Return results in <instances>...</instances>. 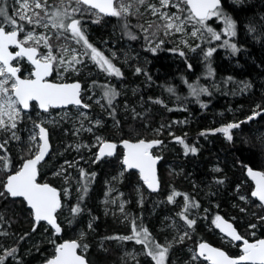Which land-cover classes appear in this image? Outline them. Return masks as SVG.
Segmentation results:
<instances>
[{
	"label": "rangeland",
	"instance_id": "1",
	"mask_svg": "<svg viewBox=\"0 0 264 264\" xmlns=\"http://www.w3.org/2000/svg\"><path fill=\"white\" fill-rule=\"evenodd\" d=\"M221 1L224 5H221L220 10L228 16L225 10L232 11L234 5L241 4L244 0ZM40 2L46 5L45 9L35 8L32 0H28L29 9H25L23 12L28 16H33V18H35L34 13L39 12L41 24L30 25L26 21H19L18 17L17 21L25 25V32L34 31L37 36L47 37L49 44L52 46L53 54L57 56V60L53 63L52 78L54 80L72 81L80 79L82 81L84 79L82 81L84 84L82 99L87 108L81 106L70 107L55 111L49 110L45 113H40L37 108H32L28 113L21 111L16 129L8 131L0 129V143L4 144V147L0 148V156L7 157L6 147L10 142L15 141H19L22 147L30 152L29 156H34L40 144L38 124L44 125L48 129L49 135H51L50 130L56 131L62 128L61 130L64 133H69L74 138L75 143L83 141L82 146H85L84 155L79 157L74 154L70 159H63L51 173V176L55 177L57 182L65 187L64 199L68 200L67 191L70 188L68 184L72 183L77 191L80 189V180L85 177L84 165L88 162L87 158L92 157V163L95 162L99 144L110 140L106 138L107 133L105 131L109 132L111 125L110 121L108 122L105 119L109 118L108 116L119 118L121 119L120 126L123 130H127L126 134H132L124 139L160 141L150 151L153 155L161 158L157 166L160 188L152 193L147 189L144 182L140 180L137 171L124 168L121 148L120 154L115 156L117 157L115 173L110 175L105 183L100 204L105 214H108L110 218H118L119 223L123 225L124 233L122 237L133 234V223H135L138 231L141 228H146L152 238L150 243L155 242L162 246H168L165 264H208L199 258L196 252L197 245L201 241H207L218 246L231 256L242 254L240 249V246L243 245L242 242L235 243L214 229L213 224L217 215L228 219L237 233L244 239L255 241L263 238L264 220L261 217H264V209L251 196L253 183L247 178L245 170L251 167L258 172H264V76L260 79L259 85L252 83L248 86L247 82L234 80L227 86L215 85L211 79H206L204 82V86L208 91L205 92L203 100L207 106H202L200 107L201 110H199V136H202L209 145H212L213 140L216 138L229 146L234 144L246 147L257 156L253 164L236 162L238 166L241 165L238 169L243 176L232 187L231 203L227 202V205H214L213 207L208 204L210 203L209 191L204 190L206 186L210 185L209 182L212 181L209 179L210 181L206 180L205 183L202 182L203 184L199 185V181L193 177V172L184 162L187 156L189 157V154L197 158L199 152H201V147L193 143L191 148L194 147L196 152L191 153L190 150L186 152L185 146L188 147V144L184 142L182 137L184 134L197 130V126L192 124L183 128L182 124L178 126L174 122L173 119L177 120V117H175L177 116L176 113H180L183 110L181 107L176 106L175 100L168 98L164 102V105L169 107V111H165V114L161 115V107L152 111V107L148 105L149 103L147 104V102L138 97L134 87H132L133 85H128L131 80L139 81L136 77L142 66L147 62V58L143 53L146 50L155 52L156 50L153 51V49L164 46L168 52L161 54L160 57L164 58L166 62H171L177 66L178 64L180 65L182 59H187V56L196 53L195 48L198 45L204 43V48H206L205 51L207 52L211 47L215 49L219 46L223 47V40H228V37L229 40L231 39L230 43L234 44L233 38H230L229 35L221 37L222 39L217 43L216 40L209 39L206 33L207 29L194 20L186 21L183 25V30L179 32L175 28L166 29L165 24L167 21L163 19L162 13L166 12L186 17L188 16L187 5L183 3V0H170L169 6L165 8L161 6L160 0H145L142 5L134 4L129 14L120 17L115 16L116 19L123 20L128 17L138 22L133 27V33H135V29L138 30L139 28H141L142 32L140 31L139 35L136 32L138 42L134 45L126 41V38H120L114 25L103 14L88 6L80 5L81 8L86 10L83 15L75 13L74 16L81 21V28L85 36L87 33V22L89 24L100 21L101 38L98 41L96 40L98 43L93 45V47L102 53L104 57L108 58L115 67L120 69L121 75L115 76L101 69L98 63L92 59L91 50L87 49L82 41L77 42V39L72 36L70 31L54 28L49 23L48 16L51 15L55 8L67 6L69 0H63V5L61 0H40ZM178 2L180 9L185 11L180 12L175 7ZM248 2L250 1L248 0ZM149 5H153L158 9L156 14H153V9ZM0 6H7L9 16H14L15 10L20 8V3L18 0H8L5 5ZM76 6L73 2L69 10ZM137 8L138 11L136 10ZM45 11L47 15H45ZM241 23L238 33V38L240 37L238 44H245L244 51L232 54L220 48V50H216L212 54L214 64L216 60L218 66L223 63L228 65L230 70H233V72H224L225 74H237L235 73L236 71L246 68V66L243 67L247 57L245 53L249 51L250 46L253 47V45H257L262 40L255 28L252 31L253 28L249 23L246 24L242 21ZM45 24L48 26L44 27L43 25ZM125 24L126 27L129 26L126 22ZM206 24L208 27L215 29L222 27L224 32L225 26L221 18L211 17L206 21ZM6 29L8 31L12 30L11 26H6ZM197 29L200 31L193 36L192 32ZM23 38L24 33H21L19 39ZM31 44L32 42H29L26 46ZM249 44L251 45L248 46ZM38 50L41 54L47 53L43 42L40 43ZM181 52L183 55L180 54ZM60 57L64 58L65 63L61 64L59 62ZM73 57H76L80 63L74 64L73 67H68L67 61H71ZM196 57L200 58L199 54ZM205 58L203 57L199 60H206ZM14 64L20 68L23 66L28 68L25 75H29V69L32 67L24 58L15 60ZM129 65L131 66L130 69L128 68ZM66 68L68 69L67 71H65ZM138 68L140 69L139 72L136 71ZM91 76H94L92 81H90ZM108 88L114 89L116 92V95L111 99V103H109V98L104 95L105 90ZM207 92L209 93L206 94ZM212 96L214 99L219 100L217 104H210L212 103ZM209 104L211 106H208ZM245 105L246 107H244ZM95 110L99 111L103 118L101 115L96 114ZM212 110L215 113L214 117L203 113L204 111L209 112ZM254 112H260L261 114L255 116L252 120H248L247 118L252 116ZM230 123L239 125L230 130L231 140L223 132L216 131ZM105 124H109V127L104 128ZM137 125L139 129L136 131ZM13 131L19 139L12 137ZM34 136L36 137L35 140L32 139ZM86 136H89L87 140L85 139ZM177 138L180 139L178 140ZM116 139L117 137L114 140L118 142ZM94 148L95 150H93ZM21 154L22 152L18 158L21 157ZM23 159L25 158L21 160ZM80 160L82 164L78 163ZM15 166V171H17L20 165L16 164ZM207 169L210 170L213 179L217 176L222 177V175L227 173V169H224L218 163L210 164ZM5 170L0 168V192H4L7 195L3 185L9 174ZM76 176L79 177L77 178ZM173 193H177V195L172 201H169L168 198ZM241 197H244V199H241ZM1 198L2 196H0ZM19 200L22 201L24 206L21 207L25 209L21 224L25 226L33 225L34 221L31 211L26 207L23 200ZM191 200L196 201V203ZM186 204L188 207L185 211ZM193 204L198 206L192 207L191 205ZM191 208H194V211ZM62 211L58 213V221L62 230L67 234H73V237L70 238L71 236L67 234L65 237L58 236L60 241L63 239H75L78 241L82 238L80 231L71 229L73 227L67 219V209ZM182 213L187 216V219L195 220V224L189 227L184 216L181 215ZM250 225H255V228L250 227ZM50 230L54 234L53 229L50 228ZM199 232L204 233V235ZM47 243L50 244L47 249L51 256L57 244L53 245L51 240H48ZM115 244L117 245L116 258L120 263L155 264V261L146 254L145 245L137 243L135 240L122 239H117ZM8 246L3 247L0 254L9 250L8 248L11 246ZM79 251L88 261L97 264L98 258L93 252H87V249L82 246L79 247Z\"/></svg>",
	"mask_w": 264,
	"mask_h": 264
},
{
	"label": "trees",
	"instance_id": "2",
	"mask_svg": "<svg viewBox=\"0 0 264 264\" xmlns=\"http://www.w3.org/2000/svg\"><path fill=\"white\" fill-rule=\"evenodd\" d=\"M7 1L8 0H5V3ZM249 1L250 2L244 0L241 4L234 5L233 10L230 12L225 10V13L231 17L236 25L235 35L230 36V38H233L232 41L239 49L238 51L243 52L245 46L244 43L238 44V40L240 39V37L238 38V33L242 25L241 21L246 24L249 23L253 29H256V32L262 38L257 45H253V47L250 46L251 44L248 45L250 48L249 51L245 53L247 54L245 58L246 62L244 61V65L242 64L243 67L246 66V68L244 67L245 69L241 68L236 71L235 73L237 74H225L224 72H233V70H230V67L223 63L218 66L216 60L214 64L213 55L205 58L206 48H204V43L195 48L196 53L187 56V59H182L180 65L178 64L176 66L171 62H166L164 58L160 57L161 54H166L165 52H168L164 46H160L161 48L155 49V52H151V50L150 52L148 50L143 52L147 58V62L142 66L141 71L136 77L139 81L131 80L128 84L133 85L132 87H134V91L138 97L144 102H147V104L149 103L148 105L152 107V111H154V109L158 110L161 107V115H164L165 111H169V107H166L164 102L167 101L168 98L175 100L176 106L181 107L183 110L180 113H176L177 116L175 117H177V120L173 119L174 122L178 126L182 124L181 126H183V128L192 124L197 126V130L184 134L182 137L190 149L193 143L201 147V152H199L197 158L189 154V157L187 156L184 162H186L185 164L187 167L193 172V177L199 181V185L202 182L205 183L206 180L212 181L209 182V186L204 188V190L206 189L209 191L208 196L210 203L208 204L212 207L214 205H227V202L229 204L231 203L232 187L235 182L243 176L238 169L241 165L238 166L236 162L239 161L241 164H253L257 159L254 152H251L246 147L234 144L229 146L216 138L213 140L212 145H209L205 142L203 137L198 134L199 110H201L200 107L207 106L203 100L205 92L208 91L204 86L206 79H211L215 85L221 86H227L233 80L247 82L249 86L252 83L259 85L260 79L264 76V0ZM222 5L224 4L222 3ZM107 20L114 25L120 38H126V41L134 45L138 42L136 32L139 35L141 28L138 30L135 29V33H133V27H135V24L138 22L128 17L123 20L116 19L115 16L107 18ZM125 22L129 25L128 27H126ZM83 23L86 24L84 21ZM99 24L100 21L89 24L87 22L86 36L92 45L98 43L96 40L98 41V39L101 38L100 35L102 32ZM212 29L220 33L221 37L228 36L223 32L222 27L220 29ZM206 33L209 39H211V34L208 32ZM133 36L135 39L132 38ZM216 41L218 43L220 40ZM228 41L229 43L231 41L229 37ZM139 48L141 49V47ZM220 48L232 54L238 52H233L231 48L224 45L223 47L219 46L216 50H220ZM198 54L200 58L196 57ZM203 57L206 60L202 59L200 61L199 59ZM189 65L191 67H189ZM173 67L175 68L173 69ZM128 68L130 69L131 66L129 65ZM93 77L94 76L90 77V81H92ZM169 78L171 79L169 80ZM82 81H84V79H82ZM169 87L173 88L174 91L169 92L167 90ZM193 89H196L198 95L193 94ZM200 89H205L206 91H200ZM208 93L209 92L206 94ZM211 98L212 103L209 102L211 105L219 102V100L214 99L213 96ZM210 104L208 106H211ZM244 107H246V105ZM207 111L203 113H206L210 117L215 116L213 110ZM95 113L101 115L103 118V115L99 113V111L95 110ZM108 117L109 118L105 120L108 122L110 121L111 126L109 132L105 131L107 133L106 138L115 141L114 138L117 137L116 140L119 142L126 136L132 135H127V130H123L120 126L119 123L121 119L111 116ZM107 126L109 127V124H105L104 128H107ZM61 129L56 131L50 130L51 150L45 161L39 164L38 180L47 182L59 189L61 206L56 213L57 219L59 220L58 213L67 209V219L73 227L71 229L79 230L81 233L82 238L78 240L79 245L82 247L86 245L87 252H93L94 255H96L98 258L97 264H123L116 258L115 253L117 251V245L115 244V241H117L116 237L123 236V225L119 223L118 218H110L108 214H105L100 204L105 183L109 176L115 173L117 157L103 158L93 163L92 157L87 158L88 162L84 165L85 177L83 180H80V189L77 191L75 186L69 183L68 185H70V188L67 191L69 198L65 200V187L61 186L57 182V179L51 176V173L63 159H70L74 154L82 157L84 155L83 151L85 146H82L83 141L75 143L73 140L74 138L69 133H64ZM138 129L139 127L137 125L136 131ZM88 138L89 136L85 137L86 140ZM93 150H95V148ZM6 152L7 159L10 161L9 166L5 170L8 174L15 172L16 164L21 166L23 160L31 157L29 156L30 152L26 151L19 141L10 142L6 147ZM21 152V157L18 158ZM119 154L120 149L117 150L116 156ZM22 158L25 159L21 160ZM78 163L82 164V161L80 160ZM213 163L221 164L224 169H227V173L222 175V177L217 176L213 179L210 170L207 169L209 165ZM76 177L78 178L79 176ZM85 188L87 189L86 191H84ZM193 202L196 203V201ZM21 206H23L22 201L16 198H10L6 194L0 199V251L3 247L8 245L11 246H8L9 250L0 254V257H5L3 264L40 263L50 256L47 249V247L50 246V244L47 243L48 240H51L53 245H56L60 241V238L54 235L50 228L43 222L35 227L33 225H22L21 221L25 215V209ZM77 206H79L80 211L74 214L71 209ZM191 210L194 211V208H191ZM66 234L67 233L62 230L61 236L65 237ZM200 234L204 235V233ZM67 235H70V238L73 237V234ZM12 249L16 250L15 253L11 256L7 255ZM88 263L93 264L90 261H88Z\"/></svg>",
	"mask_w": 264,
	"mask_h": 264
},
{
	"label": "snow or ice",
	"instance_id": "3",
	"mask_svg": "<svg viewBox=\"0 0 264 264\" xmlns=\"http://www.w3.org/2000/svg\"><path fill=\"white\" fill-rule=\"evenodd\" d=\"M18 2L20 3V8L15 10L14 16H9L7 6H0V129L5 131L16 129L17 120L20 117L21 111L30 107V101H38L39 107L44 110H47L49 106L53 105H79L81 103L79 99L81 86L79 83L56 84L49 83L45 80V77L51 73L53 63L57 60V56L53 54L52 46L49 44L47 37L37 36L34 31L25 32V25L23 23H18L17 17L19 21H26L27 24L30 25L41 24L39 12L34 13L35 18L24 14L23 10L29 9L28 0H22V2L18 0ZM61 2L63 5V0H61ZM73 2L77 6L69 10ZM160 2L161 6L165 8L170 4V0H160ZM32 3L37 9L46 8V5L42 4L40 0H32ZM144 3L145 0H69L67 6L55 8L51 15L48 16V21L54 28L70 31L72 36L77 39V42L82 41L83 45L91 50L92 59L98 63L101 69L110 75L114 74L115 76H120V69L115 67L108 58L104 57L102 53L88 42L81 28V21L76 19L74 14L79 13L83 15L86 9L81 8L80 5H85L98 9L100 13L120 17L129 14L134 4L142 5ZM183 3L189 6L188 16L186 17L168 14L166 12L162 13L163 19L167 21L165 24L166 29L175 28V30L179 32L183 30V25L186 21L190 22L191 20H195L203 28L207 29V32L211 34V39L219 41L221 39V34L214 31L206 24V21L211 17H217L223 20L225 26L224 32L229 36L235 35V22L231 17L222 13L220 10V0H183ZM0 5H5V0H0ZM149 7L153 9V14H156L158 9L153 5H149ZM175 7L180 12L185 11L184 9H180L179 2ZM136 10L138 11V8ZM45 15H47L46 11ZM6 26H11L12 30L6 31ZM43 26L47 27L48 25L45 24ZM254 30L255 29H252V31ZM199 31V29L193 31L192 35H197ZM21 33H24V38L18 39ZM132 38L135 39L134 36ZM29 42H32V44L25 46L29 44ZM41 42H43L44 47L47 49L46 54L38 52V47ZM10 45H15L19 51L15 53L10 52L8 50ZM224 46L230 47L233 52L239 50L235 44L229 43L228 40H224ZM153 51H155V49H153ZM215 51V48H209L205 54L206 57L212 56ZM180 54L183 55L182 52ZM25 57L34 65V71L31 73L34 79H21L18 75L20 68L12 64V61ZM59 62L61 64L65 63L64 58L60 57ZM67 63L68 67H73L74 64L80 63V61L76 59V57H73L72 60L67 61ZM189 67L191 66L189 65ZM67 70L66 68L65 71ZM136 71L139 72L140 69L138 68ZM167 90L169 92L174 91L171 87ZM200 91L206 90L200 89ZM193 94L198 95L196 89H193ZM104 95L109 98V103H111V99L116 95V92L114 89L108 88L105 90ZM19 106H22V108ZM85 107H87V105H85ZM260 114V112H254L253 115L249 116L247 119L252 120L255 116ZM238 126V124L230 123L216 131L223 132L227 138L231 140L232 136L230 135V130ZM37 127L39 128V139L43 141V143L38 146V151L32 158L24 161L22 167L18 171L7 176V180L3 187L8 195L25 198L28 205L33 210L36 222L42 220L47 221L53 226L55 232L59 233L61 228L56 223L54 217V213L61 206L57 191L48 184H38L36 182V165L44 158L48 150L47 130L40 125H37ZM12 137L19 139L14 131L12 132ZM32 139L35 140L36 137L34 136ZM177 139L179 140L180 138ZM158 143H160V141L145 142L144 140H140L135 144L129 143L127 140L123 141L124 146L128 149V153L124 158V164L127 165L128 168H138L145 183H147L150 188L153 187L155 183L154 165L158 157L154 159L149 154L148 150L152 148L154 144ZM3 147L4 144L0 143V148ZM185 147L186 152L189 150L193 153L196 152L194 147L191 149L187 146ZM115 148L116 145L113 143H103L96 159L99 160L102 156L112 155ZM9 163L10 161H8L6 156H0V168L6 169ZM247 171L248 175L256 180V187L251 195L258 198L262 206H264V172L254 171L251 167H248ZM86 190L85 188L84 191ZM4 194V192H0V196ZM175 195H177V193H173L172 196H169V201H172ZM241 199H244V197H241ZM191 206L197 207L198 205L193 204ZM187 207L188 205L186 204L185 211ZM71 211L74 214L78 213L80 211L79 206L72 208ZM181 215L184 216L183 213ZM184 219L189 227L195 224V220L187 219V216H184ZM261 219L264 220V217H261ZM214 223L221 231L226 232L232 240L243 241L242 255L237 258H231L226 255L225 252L212 248L207 243H200L198 246L199 256H205L207 253L206 259L210 260L212 264H242V262H247V264H264V239L250 243L239 235L233 226L224 221L219 215L215 217ZM250 227L255 228V225H250ZM132 233L133 234L130 236L116 237V239L135 240L137 243L145 245L147 249L146 254L155 261V264H165L168 246H162L155 242L150 243L152 238L148 230L146 228H141L138 231L135 223H133ZM79 246L80 245L75 240L66 241L58 245L56 247L55 256L49 259L47 264H85L84 259L76 254V249ZM84 247L86 248L87 246L84 245ZM15 251V249H12L7 255L11 256ZM4 259L5 257H0V264H3Z\"/></svg>",
	"mask_w": 264,
	"mask_h": 264
},
{
	"label": "water",
	"instance_id": "4",
	"mask_svg": "<svg viewBox=\"0 0 264 264\" xmlns=\"http://www.w3.org/2000/svg\"><path fill=\"white\" fill-rule=\"evenodd\" d=\"M220 5H221V0H220ZM88 7H90V8H92L91 6H88ZM187 7L189 8V6L187 5ZM92 9H94V10H96L97 12H99V10L98 9H95V8H92ZM100 13V12H99ZM100 14H103L104 16H106V17H111V15H106V14H104V13H100ZM77 19V18H76ZM15 45H10L9 46V51L10 52H12L11 50H10V47H14ZM26 46V45H25ZM16 47V46H15ZM16 51H19V49L17 48V50ZM16 51H14L13 53H15ZM25 59L27 60V58L25 57ZM28 61V60H27ZM30 64H31V62L30 61H28ZM32 65V64H31ZM14 66V65H13ZM32 67H33V69H32V72L34 71V65H32ZM31 72V73H32ZM51 74H52V71H51V73L47 76V77H45V80L47 81V82H49V83H56V84H72V83H79L80 84V92H79V99H80V101H81V103L79 104V105H77V104H59V105H53V106H49V107H51V108H55V109H59V108H68V107H70V106H72V107H79V106H81V107H83V108H87V107H85V103L83 102V100H82V90H83V87H82V82L80 81V80H78V79H75V80H72V81H61V82H59V81H52V80H50V79H47L48 77H50L51 76ZM18 75L20 76V78L21 79H24L25 77H22L19 73H18ZM29 78H33L34 79V77H29ZM31 103H35L36 104V107H37V109L39 110V112H44V111H47V110H44V109H41L40 107H39V102L38 101H35V100H33V101H30L29 102V104H30V107H31ZM21 108H22V106H20ZM30 107L28 108V109H26V110H22V111H24V112H28L29 110H30ZM48 107V108H49ZM38 125H40V126H43L42 124H38ZM44 128H46L45 126H43ZM38 128V127H37ZM46 130H47V139H48V150H47V152H46V154H45V156H44V158L36 165V170H37V176H36V182L38 183V184H48L50 187H52V188H55L56 189V191H57V195H58V199H59V201H60V203H61V198H60V193H59V190L55 187V186H53V185H51V184H49V183H44V182H41V181H39L38 180V166H39V164H41L42 162H44L45 161V159H46V157L50 154V150H51V142H50V139H49V132H48V129L46 128ZM38 138H39V128H38ZM125 140H127V141H129V143H133V144H135V143H138L140 140H144L145 142H151V141H158V140H145V139H139V140H130V139H123V140H121L119 143H118V145L120 146V148L122 149V151H123V154H122V164H123V166H124V168L126 169V170H135V171H137L138 172V174H139V178H140V180H142L143 182H144V184H145V186L147 187V189L150 191V192H156V191H158L159 190V188H160V183H159V180H158V170H157V166H158V164H159V162H160V157H158V156H155V155H153L152 153H151V149L153 148V147H155V146H157L158 144H154L153 145V147L152 148H150L148 151H149V154L154 158V159H156L157 157H158V159H156V163H155V165H154V169H155V183H154V185H153V187H149L148 186V184L147 183H145V181H144V179H143V177L141 176V173H140V170L138 169V168H128L127 167V165H125L124 164V158H125V156L127 155V153H128V149L124 146V144H123V141H125ZM39 142H40V144H42L43 143V141H41L40 139H39ZM105 142H108V143H113V144H115L116 145V148L113 150V154L112 155H110V156H108V155H105V156H102L101 158H104V157H113L115 154H116V150H117V144H116V142H114V141H105ZM105 142H102L101 144H99V146H98V149H97V155H99V152H100V148H101V146L103 145V143H105ZM39 144V145H40ZM33 157V156H32ZM32 157H30V158H32ZM27 159H29V158H27ZM26 160V159H25ZM24 160V161H25ZM24 161H23V163H24ZM23 163H22V165H23ZM22 165L20 166V168L22 167ZM19 168V169H20ZM18 169V170H19ZM17 170V171H18ZM254 171H256V170H254ZM16 172V171H15ZM15 172H13V173H10V174H14ZM9 174V175H10ZM245 174H246V176H247V178L253 183V187H252V191H254L255 190V187H256V180L252 177V176H250V175H248V171H247V169L245 170ZM6 180H7V177H6ZM6 182V181H5ZM252 193V192H251ZM8 195V194H7ZM10 198H17V199H21V200H23V202L25 203V205H26V207L31 211V213H32V219H33V221H34V224H33V226L35 227V226H37L39 223H41V222H43V223H45L48 227H50L51 229H53V231H54V234L56 235V236H61V234H62V227H61V225H60V223L58 222V220H57V217H56V213H57V211H58V209L60 208H58L57 210H56V212L54 213V217H55V220H56V223L60 226V228H61V231L59 232V233H56L55 232V229L53 228V226L52 225H50L47 221H39V222H36L35 221V219H34V214H33V210L30 208V206L28 205V203H27V201L25 200V198H23V197H12V196H10V195H8ZM252 196V195H251ZM252 198L253 199H255V200H257V202L258 203H260L261 205H262V203L259 201V199L258 198H256V197H253L252 196ZM263 207V209H264V206H262ZM223 218V220L224 221H226L227 223H230L231 225H232V223L228 220V219H226V218H224V217H222ZM233 226V225H232ZM213 227H214V229H216L219 233H221L222 235H224L225 237H228L229 239H231V237H229L227 234H226V232H224V231H221V229L220 228H218V227H216V224L214 223V225H213ZM233 228H234V226H233ZM235 229V228H234ZM236 230V229H235ZM237 232V231H236ZM260 239H264V237L263 238H260ZM260 239H257V240H255V241H249L250 243H254V242H256V241H258V240H260ZM73 240H75V239H72V240H69V239H63V240H61L60 242H58L57 243V245H56V247L58 246V245H60V244H62V243H64V242H66V241H73ZM232 240V239H231ZM75 241H77V240H75ZM233 242H235V243H237V242H242L243 243V241H235V240H232ZM77 243H78V241H77ZM200 243H207L209 246H211L212 248H216V249H219V250H221V251H223V252H225V254L226 255H228L229 257H231V258H237V257H239L240 255H242V254H240V255H238V256H231V255H229L226 251H224L223 249H221L220 247H218V246H215V245H213V244H211V243H209V242H207V241H201V242H199L198 243V245H197V249H196V252H197V255H198V246H199V244ZM79 244V243H78ZM56 247H55V249H54V253H53V255H51L50 257H48L47 259H45L44 261H42V262H40V263H36V264H47V261L49 260V259H52L54 256H55V254H56ZM242 248H243V245H241L240 246V249L242 250ZM76 254L77 255H79V256H81L83 259H84V261H85V264H89L88 263V260H87V258L79 251V247L76 249ZM199 256V255H198ZM206 256H207V253L205 254V256H199L200 258H202V259H204L205 261H207L208 262V264H212V262L210 261V260H208V259H206ZM242 264H247V262H242Z\"/></svg>",
	"mask_w": 264,
	"mask_h": 264
},
{
	"label": "flooded vegetation",
	"instance_id": "5",
	"mask_svg": "<svg viewBox=\"0 0 264 264\" xmlns=\"http://www.w3.org/2000/svg\"><path fill=\"white\" fill-rule=\"evenodd\" d=\"M106 17V16H105ZM112 17V16H111ZM106 18H110V17H106ZM5 30L6 31H8L7 29H6V27H5ZM18 39H19V36H18ZM10 50L12 51V52H14V51H16L17 50V47H10ZM38 52H39V50H38ZM25 59V58H24ZM26 60V59H25ZM15 61V60H14ZM14 61H12V64L14 65V66H16V67H18L17 65H15L14 64ZM27 61V60H26ZM28 62V61H27ZM29 63V62H28ZM30 64V63H29ZM30 66L32 67V65L30 64ZM20 68V67H19ZM28 68H25V66H23L22 68H20V72H19V74L22 76V77H25V78H29V77H31V72H32V69H33V67L31 68V69H29L30 71H29V75H25V72H26V70H27ZM53 70H54V68L52 69V74H51V76L50 77H48L47 79H50V80H52V81H56V80H54L53 78H52V75H53ZM78 80H80V79H78ZM81 81V80H80ZM59 82H61V81H59ZM82 82V81H81ZM83 82H82V87H83ZM82 94V93H81ZM82 96V95H81ZM83 100V99H82ZM70 107H72V106H70ZM70 107H68V108H70ZM32 108H37L36 107V104L35 103H31V107H30V110L29 111H31L32 110ZM59 109H65V108H59ZM59 109H55V108H51V107H49L48 108V110L47 111H44V112H40V113H45V112H48L49 110H51V111H55V110H59ZM28 111V112H29ZM39 111V110H38ZM27 112V113H28ZM44 126V125H43ZM50 139V138H49ZM118 143L119 142H117L116 144H117V150L118 149H120V146L118 145ZM117 150H116V154H117ZM116 154L113 156V157H115L116 156ZM98 156V155H97ZM113 157H104V158H113ZM100 159H103V158H100ZM161 159V158H160ZM24 161V160H23ZM161 161V160H160ZM20 168V167H19ZM44 182V181H43ZM45 183V182H44ZM58 189V188H57ZM59 190V189H58ZM59 193H60V191H59ZM202 259V258H201ZM202 260H204V259H202ZM205 261V260H204Z\"/></svg>",
	"mask_w": 264,
	"mask_h": 264
},
{
	"label": "bare ground",
	"instance_id": "6",
	"mask_svg": "<svg viewBox=\"0 0 264 264\" xmlns=\"http://www.w3.org/2000/svg\"><path fill=\"white\" fill-rule=\"evenodd\" d=\"M106 141H113V140L110 139V140H106ZM104 142H105V141H104ZM114 142H115V141H114ZM119 142H120V141H119ZM116 143H117V142H116ZM31 157H32V156H31ZM29 158H30V157H29ZM22 163H23V162H22ZM21 165H22V164H21Z\"/></svg>",
	"mask_w": 264,
	"mask_h": 264
}]
</instances>
